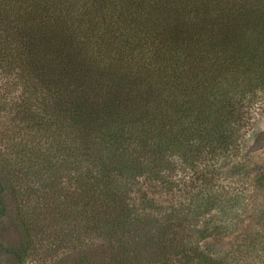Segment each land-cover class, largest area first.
<instances>
[{
  "label": "trees",
  "instance_id": "trees-1",
  "mask_svg": "<svg viewBox=\"0 0 264 264\" xmlns=\"http://www.w3.org/2000/svg\"><path fill=\"white\" fill-rule=\"evenodd\" d=\"M0 75L6 136L103 241L87 264H264V226L202 244L264 220L219 175L264 111V0H0Z\"/></svg>",
  "mask_w": 264,
  "mask_h": 264
},
{
  "label": "rangeland",
  "instance_id": "rangeland-1",
  "mask_svg": "<svg viewBox=\"0 0 264 264\" xmlns=\"http://www.w3.org/2000/svg\"><path fill=\"white\" fill-rule=\"evenodd\" d=\"M4 83L0 75V105L9 100ZM12 115L7 108L0 112V176L5 185L0 264H18L14 252L23 259L19 264L98 263L104 254L103 241L98 236L84 239L76 228L80 221L71 220L68 204L74 184L62 178L64 173L41 176L32 165L34 159L20 153L14 133L6 136V131L14 127ZM255 117L254 134L246 137L237 155L230 161L227 158L229 162L219 170L227 187L229 184L231 188H240L251 196L249 212L242 219L254 210H264V111ZM263 226L264 220L248 218L228 238H207L202 243L206 250L203 251L209 259L217 261L233 251L237 241L254 237Z\"/></svg>",
  "mask_w": 264,
  "mask_h": 264
}]
</instances>
